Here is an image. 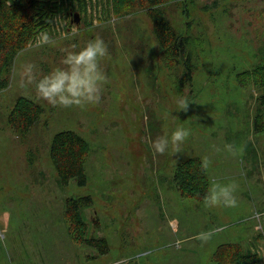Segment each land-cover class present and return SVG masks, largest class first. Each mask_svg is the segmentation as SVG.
Returning <instances> with one entry per match:
<instances>
[{
	"label": "rangeland",
	"instance_id": "rangeland-1",
	"mask_svg": "<svg viewBox=\"0 0 264 264\" xmlns=\"http://www.w3.org/2000/svg\"><path fill=\"white\" fill-rule=\"evenodd\" d=\"M108 1L84 0L85 12L57 15L65 20L62 30L54 20L40 31L54 43L37 46L36 37L0 91V264H215L225 243L257 252L264 264V131L254 126L264 86L252 75L264 66V0H178L162 7L182 35L197 39L193 81L181 93L175 81L183 67L162 57L146 11L116 16ZM97 37L109 52L100 61L107 79L99 103L54 107L24 85V65L47 74L60 66L64 49L78 51ZM181 96L191 102L186 112L176 111ZM20 97L45 109L26 140L8 124ZM177 126L190 132L179 151L170 145L154 154L149 136H170ZM62 131L90 144L84 187L62 186L52 164V138ZM195 157L207 159L210 185H235V208L181 196L175 169ZM82 196L93 198L83 217L89 236L108 241L104 256L70 231L65 202ZM209 231L207 242L195 239Z\"/></svg>",
	"mask_w": 264,
	"mask_h": 264
},
{
	"label": "trees",
	"instance_id": "trees-1",
	"mask_svg": "<svg viewBox=\"0 0 264 264\" xmlns=\"http://www.w3.org/2000/svg\"><path fill=\"white\" fill-rule=\"evenodd\" d=\"M175 1L178 0H109L108 6L116 16L129 13L135 8L146 11L162 57L169 66L183 67L181 76L175 81L178 93H181L193 81L199 49L197 39L182 35L164 14L162 7ZM75 9L82 13L85 9L84 0H0V91L9 87L19 53L28 48L41 30L51 28L57 15ZM252 75L257 78L258 85L264 86V66H260ZM44 112L45 109L39 103L20 97L9 114L8 124L21 139L26 140ZM258 112L254 126L263 132L264 96H261ZM90 152L89 142L74 131H62L54 135L50 156L62 186H68L72 181L80 187L86 186V163ZM174 182L182 197L198 201H204L210 187L204 163L198 157L177 165ZM93 204L91 196L68 198L65 214L75 240L104 256L109 253L108 241L89 236V227L83 217V210ZM213 261L215 264H259L261 257L257 252L246 250L241 244L225 243L216 249Z\"/></svg>",
	"mask_w": 264,
	"mask_h": 264
},
{
	"label": "clouds",
	"instance_id": "clouds-1",
	"mask_svg": "<svg viewBox=\"0 0 264 264\" xmlns=\"http://www.w3.org/2000/svg\"><path fill=\"white\" fill-rule=\"evenodd\" d=\"M64 19L57 17L55 25L57 31L63 29ZM63 34V33H62ZM75 34V30L73 33ZM54 43L52 35L47 31H42L36 39L37 46L52 45ZM70 48H77L72 44ZM65 55L60 59L56 68L47 74L41 73L35 64L29 63L23 66V83L25 86L34 87L38 97L48 101L54 107L60 106L69 108L73 106H83L88 103H99L101 92L106 75L103 72L100 61L109 55L105 41L99 37L89 40L86 45L78 51L63 50ZM39 73V74H38ZM177 112L188 110L191 104L187 97L181 96L177 101ZM190 134L189 129L177 126L170 136L165 133L152 139L149 136V143L154 154H164L171 145L179 151L180 145ZM231 147L230 145L228 146ZM205 169L208 167L207 159L204 160ZM235 185L211 184L204 197L205 207L223 205L228 208H235L238 204L234 194ZM213 233L201 232L195 239L207 242Z\"/></svg>",
	"mask_w": 264,
	"mask_h": 264
},
{
	"label": "water",
	"instance_id": "water-1",
	"mask_svg": "<svg viewBox=\"0 0 264 264\" xmlns=\"http://www.w3.org/2000/svg\"><path fill=\"white\" fill-rule=\"evenodd\" d=\"M74 18H75L76 24H79L80 23V15L78 13H75Z\"/></svg>",
	"mask_w": 264,
	"mask_h": 264
},
{
	"label": "crops",
	"instance_id": "crops-1",
	"mask_svg": "<svg viewBox=\"0 0 264 264\" xmlns=\"http://www.w3.org/2000/svg\"><path fill=\"white\" fill-rule=\"evenodd\" d=\"M175 183V182H174ZM176 185V184H175Z\"/></svg>",
	"mask_w": 264,
	"mask_h": 264
}]
</instances>
